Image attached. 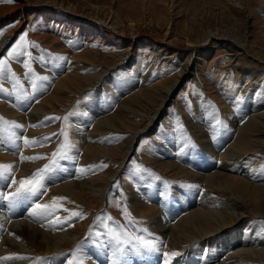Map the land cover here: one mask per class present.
I'll return each mask as SVG.
<instances>
[{
  "label": "rangeland",
  "instance_id": "1",
  "mask_svg": "<svg viewBox=\"0 0 264 264\" xmlns=\"http://www.w3.org/2000/svg\"><path fill=\"white\" fill-rule=\"evenodd\" d=\"M55 13L67 17L70 14L71 17L63 20L68 24L77 21L111 26L114 31L129 35L134 43L127 51L129 45L101 41V35L90 28L79 29V36L73 38L56 34L54 23H49L54 20ZM168 29L175 37L174 42L183 48L169 46L163 40ZM22 33H27L24 55L19 60L7 59L9 80L0 82V87L6 90L0 92V117L24 126L20 129L4 125L5 136L9 132L16 134L15 145L25 138L40 141V144L29 146L20 156L22 149L10 146L7 140L4 146L3 141L0 143V164L14 159L13 178L21 176L22 180L49 164L62 144L70 145L72 150L66 160L57 157L59 167L45 180L47 191L43 197L18 200L12 205L5 201L8 205L0 207V213L12 219L26 218L34 205L52 192L55 197L67 198L51 200V204L58 209L56 215L65 214L66 228L74 230L75 237L74 240L65 239V244L61 245L64 253L60 254H66V259H55L60 254H54L44 241H32L31 255L19 264H70L74 259L70 254L76 253L78 248L80 252V244L85 252L83 246L92 237L89 243L93 242L90 250L97 254L95 262L109 264V253L105 252L104 256L96 249L95 233L123 225L130 234H137L128 220L140 222L136 227L147 229L143 235L157 242L160 237L152 225L153 219L144 217L136 209L133 200L136 193L149 188H155L158 193L169 190L170 195L163 196L167 203L158 205L149 199L144 205L157 208L169 224L178 220L186 210L170 200L175 190H204L198 175L190 171L196 163L194 160L189 163L187 155L204 149H210L211 155L212 147L233 131V125L246 121L256 124L252 129L256 140L248 151L254 154L261 168L264 166V0H14L11 3L0 0V39L10 34L0 49V57H6ZM213 34H225L233 43L246 42L250 45L249 51L239 54L227 42L209 47L206 40ZM95 37L100 38L95 41ZM32 44L39 47H32ZM202 48L208 50L201 55ZM42 56L47 63L32 59ZM188 58L189 70H184ZM24 64L35 74L48 77V81H36ZM11 73L20 81L15 91L14 83L9 82L13 80ZM33 81L37 85L44 83V87L34 89ZM166 88L170 91L163 100ZM79 116L84 119L81 123L77 122ZM212 125H215L214 131ZM46 137L51 140H45ZM173 143L182 144L179 151L182 153L172 149ZM225 144L227 147L228 143ZM168 153H171L170 162L183 165V169L163 168L165 159L162 156ZM28 156L44 158L26 160ZM228 158L234 163L229 166H239L235 154ZM21 163L27 166L29 175L20 173ZM87 165H91L88 170L91 174L74 179L78 198L58 191L67 182L58 175L61 167L72 166L76 170L70 174H80ZM238 172L243 178L244 171ZM245 177L249 193L233 189L232 183L227 181L212 188L216 189V202L221 203L232 204L233 198L238 197L235 192L241 193L245 201L236 200L245 206L241 231L248 237L256 230L262 238L264 182L250 181L248 174ZM83 179L90 180L93 186L82 189ZM6 183L0 181V192H4ZM185 192L182 191L183 201L188 198ZM195 195L199 197L198 193ZM125 206L130 213L127 218ZM72 212H79L80 216L73 217ZM5 231L0 227V234ZM185 247L180 243L178 249L184 252ZM240 256L237 257L239 264H264V256ZM132 262L154 264L149 256H135Z\"/></svg>",
  "mask_w": 264,
  "mask_h": 264
},
{
  "label": "bare ground",
  "instance_id": "2",
  "mask_svg": "<svg viewBox=\"0 0 264 264\" xmlns=\"http://www.w3.org/2000/svg\"><path fill=\"white\" fill-rule=\"evenodd\" d=\"M52 16L54 17V20H50L49 23H54V31H56V34L73 38L75 36H79V29L90 28L92 32L97 31L99 35H101L102 38L99 39L101 41H113L116 44L125 43L126 45H129L127 51L131 49V46L134 43V41L129 35L114 31V29L110 25L109 26L111 28L101 23L91 25L87 23H79L77 21H74L73 24H68L63 20H67L69 17H71L70 14L68 15V17L66 14L63 13H55ZM58 22H62L64 26L61 27ZM74 23L77 24V27H75V29ZM72 32L74 33L73 36L71 35ZM213 35L214 36L208 37L206 40V44H208L209 47H212L213 45L219 42H227L228 45H233L232 47H234L239 54L242 51H249L248 49L250 45L246 42H234V44L233 41L229 39L230 37L227 38V35L225 34ZM8 36H10V34L6 37L3 36V38L0 39V49L1 47H3L2 45H4L5 42L8 41ZM98 38L100 37H97L95 41L98 40ZM174 38L175 37L173 36L171 30L168 29L164 34L163 40L166 41L169 46H177V48H181L183 45L181 46V44H177V42H174ZM84 44H86V42H84ZM207 50L208 49L206 48H202L201 55ZM189 61L190 59L188 58V60H186V66L184 70H189ZM169 91L170 88L165 89L163 100L167 98ZM159 108L160 107H158L157 109ZM35 119L37 120V117ZM83 121L84 119L82 118V116H79L77 118V122L81 123ZM233 126V131L229 132V134H227L226 136L220 138L218 144L215 147H212L213 151L211 155L210 149H204L199 152H196V154H191L190 156L192 157L187 155L188 158L184 155V157L188 159L189 163H192L191 160H194V162L196 163H193L195 164V168H191L192 170L190 171L193 175H198V181L201 182L202 189L204 187V190L200 191V188L189 189V191L182 190L183 192L186 191L188 194V198L185 196L187 198L185 201H183L182 198V191L179 192L180 190H175L176 194L171 197L170 200L175 201V206L178 204L180 206H183L186 210L183 216H181L182 214L180 215L178 213L181 216L178 220L175 219L172 223L169 224V222H167L169 220L166 217L163 218L161 215H159V211L157 208L153 209L148 207L147 205H144L148 202L149 199L155 200L158 205L167 203L166 199L163 196L170 195L168 194L170 193L169 190H166L162 193H158L155 188H149L136 193V196L133 199L137 205L136 209H139L140 213L142 212V215L144 217L153 219L152 225H154L158 231V235L160 238L155 243H157L159 251H143L136 254H134L133 252L128 253L123 259V261L125 262L124 264H135L134 262L131 263V260L135 258V256L138 258H140V256H149L154 262V264L156 262H158L159 264H239L240 261L237 260V257H239L240 255L242 256V254H249L252 257L264 256V237L261 238L260 236H258L256 230L255 232L252 230V232L249 233L248 237H244L243 231H241V228L244 225V220L241 219V217L244 214L243 211H245V206L242 204L241 201L240 203L236 202V200L238 199H241L243 202L245 201L240 197L242 194L237 192L238 190H247L248 193L250 191L249 182L247 181V177H245L246 174H248V178L250 179V181L264 182V177L259 175L261 171V164L259 162H256L255 157H253L254 154H250L248 151L252 143L256 140V138H254V133H252V129L256 128V124H254L253 121H246V123L244 122L242 125L237 124ZM226 142L228 143L227 147L225 144ZM3 144L5 146L6 142L4 141ZM181 146L182 144L173 143L172 149L179 152L181 151ZM15 147L16 149H22V151L20 152V156H22L23 151H26L30 148L29 146L24 145L23 140L21 142H18ZM30 151L31 150H28V152ZM180 153L182 152H179V154ZM30 154L33 155L34 153L30 152ZM166 154L162 156L165 159V161L162 163L164 169L172 166H174V169L176 170L183 169V165H176L175 163L170 162L169 159L171 153H168V156ZM234 154L236 155L235 159L238 160L237 162L239 166L237 168L235 166H229L231 163H233V160L231 162V158L228 157H232ZM215 159L219 162H216ZM22 160L24 159L22 158ZM14 163L15 160L9 158L6 164L14 165ZM89 166L91 165H87L82 168L83 170L80 174H70V171L76 170L72 166H69L67 168L61 167L60 173L58 175H61L67 182L60 186L58 191L64 192L66 194L71 195L72 197L78 198V189L75 185L74 179H81L83 177H86V175H90L91 173L88 171L90 170ZM192 166L194 167V165ZM240 169L244 171L243 178L237 175ZM28 172L29 169L27 168V166L24 164L23 166L21 165L20 173H23L24 175H29ZM20 179L21 176L18 179H15L17 183L12 184L11 186H8L7 182L3 187L4 193L7 194L9 192H14L16 187L19 186L18 182L20 181ZM226 181L228 183L231 182V186L233 187V189L237 190L235 194L238 197L233 198L232 204L216 202L218 198L215 195L216 189L214 188L218 187L220 184H222V182L224 184ZM82 185L83 186H81V188L85 189V186H91L92 183H90V180L86 181L85 179H83ZM195 193H198L199 197H197ZM53 195L54 194L52 192L47 193L46 197L44 196L45 200L38 203L42 205L51 204V200H53V197H55ZM42 197L41 199H44ZM35 199H38V197H36ZM31 204L32 200L28 206H30ZM6 205L8 204L5 201H0L1 208L5 207ZM151 210L155 211L154 214L151 212ZM31 212L32 211L30 210L26 218L22 219L19 216L12 219L11 217L2 215L0 213V227L6 229L4 234H0V264H19V262L22 261L20 257H29L33 250L32 241H44L47 245L52 248L51 251H53L54 254H60L64 253L63 251H61V245L64 243L65 239L74 240V230L66 228L68 227V224L63 218L65 214H61L60 216H58L56 215L58 214V212H55L54 217H49L44 215L33 216L30 215ZM148 215L153 217H149ZM28 220H31V222H27ZM75 234L77 235V233ZM245 234L247 235L246 232ZM231 235H233V237H230ZM77 239L80 238L78 237ZM91 239H93V237L89 240ZM89 240L86 242L85 246H83L85 252L82 251V244H80V252L71 257L74 258L72 259V264H75V262L78 260L79 264H98L97 262H95L97 254H95L94 251L90 250V245H92L93 242L90 241L89 243ZM180 243L186 246V249L184 248V252H181L178 249ZM67 246L69 247V245ZM96 249L101 252L104 256L105 252L109 253L111 259V251L108 248L101 246V243L98 241ZM172 253H176L177 255L172 256ZM55 259H66V254H60L56 256ZM86 259L89 261L88 263H86ZM9 260H11L12 262H8ZM54 262L58 263V260H54ZM31 264H38V262H32ZM99 264H102V262H100ZM142 264L145 263L142 262Z\"/></svg>",
  "mask_w": 264,
  "mask_h": 264
},
{
  "label": "snow or ice",
  "instance_id": "3",
  "mask_svg": "<svg viewBox=\"0 0 264 264\" xmlns=\"http://www.w3.org/2000/svg\"><path fill=\"white\" fill-rule=\"evenodd\" d=\"M6 2H14V0H6ZM27 33H22L19 36V40L16 45L12 47L7 53L6 57H0V82L9 80V72L7 70V59H17L19 60L21 56L24 55V44L27 43L26 41ZM24 42V43H21ZM32 47H39L38 45L32 44ZM30 55V53H29ZM32 59H39L41 62L47 63L48 61L44 59V57H33ZM55 59L60 60L63 57H55ZM21 63H24L23 60H20ZM24 66L28 69V73H31L36 81L47 82L48 77L46 76H39L33 72V69L29 67L28 64H24ZM13 80L9 81L14 83V89L20 85V81L16 78L15 73H11ZM32 87L36 90L39 88L44 87V83L37 85L35 81L32 82ZM2 87H0V92H4ZM35 94V93H33ZM54 119V118H49ZM66 119V118H65ZM219 123V121H217ZM4 125H11L14 128L23 129V125L15 121H6L3 117H0V143L7 140L10 142V146L15 145V140L17 139L16 134L14 132H9L7 136H5V129ZM213 131L215 130V125H212ZM45 140L50 141V137H46ZM36 144H40V141H29L27 138L24 139L25 146H33ZM70 145L62 144L60 148L57 150V153H53L52 161L49 164H46L44 168L38 169L36 172L32 174V176L22 179L18 182L19 186L16 187L14 192H9L5 194L4 192H0V201H7L9 205L14 204L18 200H28L34 197L42 196L47 191V186L45 184L46 179H50L52 173H54L57 168L59 167L58 159H68L69 152L71 151ZM44 157H27L26 159L35 160V159H43ZM75 162V161H73ZM14 165L11 164H0V181L8 182V186L12 184H16L17 181L13 178L14 174L12 172ZM101 167H106V165H101ZM135 173H132L134 175ZM260 176L264 177V166H262L261 171L259 173ZM156 179H159L157 176ZM65 197H54L53 202L57 200H66ZM57 209L53 206V204H39L36 203L32 208V212L30 215L37 216V215H44L49 217H54L55 212ZM71 216L79 217V212H72ZM124 216L127 218L130 216V213L127 212L126 206L124 209ZM100 217H98V220ZM140 222H133L132 220H128V224L132 226V229L135 235L129 233L126 230L125 226L118 225L117 228L114 230L112 228H108L105 231H97L95 233L96 239L98 242L101 243V246L108 248L111 251V259L110 264H123V258L131 252L140 253L143 251L147 252H158L159 248L157 247V243L152 242L151 240L147 239L143 233H147V229L137 228L136 224ZM264 223V222H262ZM115 231L116 234H113ZM148 236H151L148 233ZM79 252V248L77 249L76 253H72L70 255H76ZM167 255V254H164ZM172 256L177 255L176 253H172ZM23 259L24 257H20ZM72 264V262H70ZM75 264H79V260L75 262Z\"/></svg>",
  "mask_w": 264,
  "mask_h": 264
}]
</instances>
